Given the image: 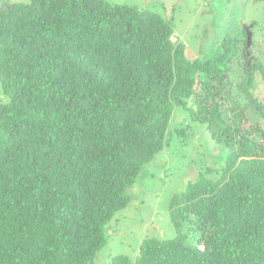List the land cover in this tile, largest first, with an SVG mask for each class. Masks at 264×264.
Instances as JSON below:
<instances>
[{
    "label": "trees",
    "instance_id": "trees-1",
    "mask_svg": "<svg viewBox=\"0 0 264 264\" xmlns=\"http://www.w3.org/2000/svg\"><path fill=\"white\" fill-rule=\"evenodd\" d=\"M246 27L190 59L154 11L4 1L0 264L93 262L170 127L194 136L173 124L177 109L227 154L172 197L174 238H144L111 264H264V129L247 111L264 108L253 93L264 69Z\"/></svg>",
    "mask_w": 264,
    "mask_h": 264
},
{
    "label": "rangeland",
    "instance_id": "rangeland-1",
    "mask_svg": "<svg viewBox=\"0 0 264 264\" xmlns=\"http://www.w3.org/2000/svg\"><path fill=\"white\" fill-rule=\"evenodd\" d=\"M4 1L25 4L30 0H0V5ZM106 1L154 11L171 21L174 29L172 41L182 42L190 59L199 52L212 50L215 43L228 33H237L241 27L249 26L252 56L264 69V0ZM256 74L257 86L253 93L264 105V81L260 73ZM8 100L0 83V103ZM247 111L250 119L260 122L264 129V108ZM173 124L176 127L191 124L194 136L179 138L170 127L172 137L169 144L141 170L135 184L127 190L129 201L105 227V244L90 264H111V257L119 254L132 259L144 238H174L177 233L169 221L172 197L183 191L187 182L194 180L205 168L215 169L222 165L227 150L215 144L203 126L190 122L188 114L181 109L174 112Z\"/></svg>",
    "mask_w": 264,
    "mask_h": 264
},
{
    "label": "water",
    "instance_id": "water-1",
    "mask_svg": "<svg viewBox=\"0 0 264 264\" xmlns=\"http://www.w3.org/2000/svg\"><path fill=\"white\" fill-rule=\"evenodd\" d=\"M251 36H252L251 32L247 31V47L250 46Z\"/></svg>",
    "mask_w": 264,
    "mask_h": 264
},
{
    "label": "flooded vegetation",
    "instance_id": "flooded-vegetation-1",
    "mask_svg": "<svg viewBox=\"0 0 264 264\" xmlns=\"http://www.w3.org/2000/svg\"><path fill=\"white\" fill-rule=\"evenodd\" d=\"M245 27V26H244ZM247 28V27H246Z\"/></svg>",
    "mask_w": 264,
    "mask_h": 264
}]
</instances>
